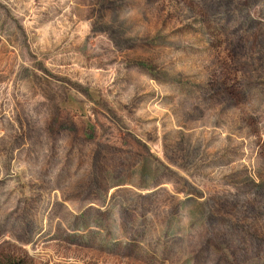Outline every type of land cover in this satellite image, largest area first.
Instances as JSON below:
<instances>
[{"label":"rangeland","instance_id":"obj_1","mask_svg":"<svg viewBox=\"0 0 264 264\" xmlns=\"http://www.w3.org/2000/svg\"><path fill=\"white\" fill-rule=\"evenodd\" d=\"M0 264H264V0H0Z\"/></svg>","mask_w":264,"mask_h":264}]
</instances>
